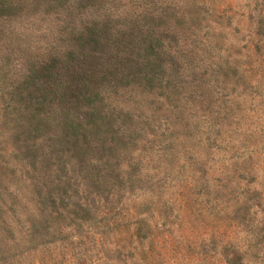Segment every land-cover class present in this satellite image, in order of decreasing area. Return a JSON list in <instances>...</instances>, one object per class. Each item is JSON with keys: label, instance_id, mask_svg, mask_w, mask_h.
<instances>
[{"label": "rangeland", "instance_id": "obj_1", "mask_svg": "<svg viewBox=\"0 0 264 264\" xmlns=\"http://www.w3.org/2000/svg\"><path fill=\"white\" fill-rule=\"evenodd\" d=\"M57 1L0 17V264H264V0ZM142 38L166 89H100ZM70 52L63 87L106 105L92 129L75 91L50 106L86 140L17 113L27 66Z\"/></svg>", "mask_w": 264, "mask_h": 264}, {"label": "trees", "instance_id": "obj_2", "mask_svg": "<svg viewBox=\"0 0 264 264\" xmlns=\"http://www.w3.org/2000/svg\"><path fill=\"white\" fill-rule=\"evenodd\" d=\"M16 1L18 2L19 0H0V17L7 18L9 11L15 6ZM53 2L58 3L57 0H53ZM131 24L134 23L131 22ZM85 25L86 24H84V26ZM96 25V22H92L90 28H86L83 31L79 30L77 25H71L66 33V36L68 35L70 38L68 42L70 43V41L73 40V42L79 41V43H84L85 39L89 40L90 36L93 35ZM139 44L141 47H138V50L135 46L132 48H136L137 53L132 54V52H129L128 58L121 60L117 67L111 68V71L107 68L101 69L103 77H100L98 81L99 87H101L100 89H102V85H106L108 88L138 87L147 92L154 88L166 89L168 78L164 75V68L159 64L162 60L158 62L162 54L165 53L162 42L151 40L150 38H148V40L142 38ZM71 56L73 57V53H67L66 59L61 61L58 55L52 54V56H48V60L36 66L29 64L26 68L25 76L22 81L18 83L21 87L15 88V90L18 89V95L20 96L23 90L26 89V86L31 87L33 91L32 93L27 92L24 97L27 101L26 105H23V107H21L22 109L17 111V113L21 114L24 113V111H29L32 121H35L36 124H42L44 120L50 122L55 121L56 124L70 133L71 137L75 139L78 136L77 127L81 128V124L74 123L73 119L75 118L68 115L66 111L63 112L59 110L57 114L55 112L57 104L60 105L64 101L63 98L67 96L68 92L75 91L78 94L76 98L82 102L86 109L88 108V111L86 110L85 112L87 117L85 118L84 124L85 126H91L92 129L94 119L99 109L106 105L105 101L107 97L102 90L88 92V96L83 94L87 92V76L85 73L80 76L75 75V78L70 80L74 88L69 90V87L64 86V89V82L59 79V71L66 69V67L72 63L71 61L73 58ZM60 64L64 65L58 71L57 67ZM106 76L109 77L108 80ZM112 81L117 83L118 86L113 84ZM66 89L68 90L65 91ZM14 92L15 91H11V94ZM63 94L65 95L64 97ZM51 104H55V109L50 106ZM81 129L79 136L81 140H86L85 129Z\"/></svg>", "mask_w": 264, "mask_h": 264}]
</instances>
